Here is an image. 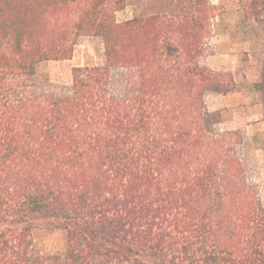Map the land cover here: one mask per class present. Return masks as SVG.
Returning <instances> with one entry per match:
<instances>
[{
  "label": "trees",
  "instance_id": "trees-1",
  "mask_svg": "<svg viewBox=\"0 0 264 264\" xmlns=\"http://www.w3.org/2000/svg\"><path fill=\"white\" fill-rule=\"evenodd\" d=\"M109 6L0 0V264H264V206L238 134L214 129L204 97L231 89L200 63L192 8L155 23ZM80 36L104 63L54 85L41 66ZM45 220L63 252L38 251Z\"/></svg>",
  "mask_w": 264,
  "mask_h": 264
},
{
  "label": "rangeland",
  "instance_id": "rangeland-1",
  "mask_svg": "<svg viewBox=\"0 0 264 264\" xmlns=\"http://www.w3.org/2000/svg\"><path fill=\"white\" fill-rule=\"evenodd\" d=\"M109 1L110 9H118L116 17L119 22L155 18L152 22L156 23L157 20L166 22L169 18H176V22L182 23L187 11L192 8L196 21L193 34L206 45L202 54L204 57L220 52L219 44L212 45V38L216 43L228 31L235 34L238 44L245 43L246 37L255 43L260 36H264V0H215L217 4H212L215 10L211 21L208 19L211 9L205 6V1L208 4L210 0ZM184 6L186 9L182 10ZM172 32L177 33L172 28L164 33L170 36ZM78 40L70 60L48 62L41 66V74L54 85L69 84L72 71L78 65L104 63L105 47L101 38L80 36ZM245 60L249 63L236 73L215 71L226 76L231 90L222 103V95H208V109L218 113L217 119L223 122L215 125L216 132L238 134L237 140L241 142L238 149L247 179L256 185L258 200L264 206V56L255 48L252 53L245 54ZM34 235L38 251L63 252L66 248L67 232L64 225L56 220L41 221L34 228Z\"/></svg>",
  "mask_w": 264,
  "mask_h": 264
},
{
  "label": "crops",
  "instance_id": "crops-1",
  "mask_svg": "<svg viewBox=\"0 0 264 264\" xmlns=\"http://www.w3.org/2000/svg\"><path fill=\"white\" fill-rule=\"evenodd\" d=\"M210 4H217L215 0H210ZM215 40L212 38V45L219 44L220 46V52L217 54H212L206 57H202L200 59V62L203 64V66L208 67L212 71H224V72H232L236 73L237 71L241 70L243 66H246V64L249 63V61L245 60V54L246 53H252V51L257 48V50L260 51V55L262 54L264 56V36H260L255 43L253 39L245 38V43L243 44H238L235 41V34L232 32H226L222 34L220 37L219 41L214 43ZM241 47V48H240ZM252 55H250V58ZM250 64H252V61H250ZM90 65V64H87ZM84 65V66H87ZM81 65H78L75 68L78 67H84ZM72 74L69 79V82H71ZM68 85V84H67ZM230 93V92H228ZM210 94H218L222 95L220 97L221 103L225 102V95L227 94H220V93H207L204 97L205 103L208 108V95ZM220 108V106H219ZM209 110V109H208ZM210 111V110H209ZM211 112V111H210ZM214 113V112H212ZM223 123V122H222ZM221 123V124H222Z\"/></svg>",
  "mask_w": 264,
  "mask_h": 264
}]
</instances>
